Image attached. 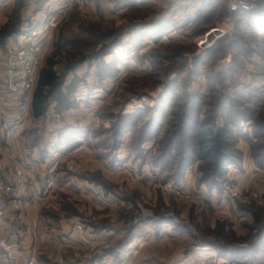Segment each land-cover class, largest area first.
I'll return each instance as SVG.
<instances>
[{
    "label": "rangeland",
    "instance_id": "374dc122",
    "mask_svg": "<svg viewBox=\"0 0 264 264\" xmlns=\"http://www.w3.org/2000/svg\"><path fill=\"white\" fill-rule=\"evenodd\" d=\"M172 4L165 0H15L0 9V32L20 29V34L0 38V92L8 51L17 47L20 36L49 25L57 16L48 26L50 46L41 66L52 60L61 77L60 100H55L50 116L69 109H78L81 118L93 113L100 124L98 133L107 132L109 137L107 149H114L116 133L126 128L120 117L127 115L126 105L133 97L149 94L156 103L144 110L153 109L161 97V112H168L153 159L160 157L177 132L173 153L165 163H87L94 156L87 144L88 152L76 169L61 167L51 178L46 175L49 163L32 169L0 163V178L16 182L15 167L29 176L19 190V210L0 196V239L5 243L0 264H136L124 258L123 247L137 226L162 221L187 229L198 246L233 248L239 256L237 264H251L245 255L264 258V175L251 183L244 178L250 162L258 167L264 153V69L260 66L264 65V17L254 24V15L237 14L233 32L201 58L196 44L206 45L201 44L206 33L220 24L223 15L184 2L173 16L169 14ZM14 18L19 21L15 27ZM165 22L164 34L156 25ZM156 30L159 33L152 41ZM77 89L89 99L81 106L75 99ZM41 126L30 117L25 120L27 145ZM154 129V121H149L134 130L131 160L136 161L144 141L157 139ZM205 129L224 130L229 141V164L213 178L215 183L203 182V169L210 160L198 158L197 142ZM0 140L3 148L5 141ZM192 160L197 163H189ZM180 163L188 165L181 178L188 169L193 171L192 188L181 183L190 196L186 201L165 186L180 183L174 182ZM238 173L243 174L239 179ZM201 190L215 193V201L204 202L198 194ZM233 192L241 199H233Z\"/></svg>",
    "mask_w": 264,
    "mask_h": 264
},
{
    "label": "crops",
    "instance_id": "0c3cea01",
    "mask_svg": "<svg viewBox=\"0 0 264 264\" xmlns=\"http://www.w3.org/2000/svg\"><path fill=\"white\" fill-rule=\"evenodd\" d=\"M14 1L15 0H0V9L12 4ZM194 4L198 6V4ZM182 6L183 2L181 1L173 3L172 6H170L169 14H173L174 16V12L177 10V7L182 10ZM202 6L207 7V5ZM180 14L182 15L183 12L181 11V13H176V15ZM184 14L187 15L188 11ZM221 14L223 15V13ZM260 16L261 17L256 16L255 19L257 20L252 17L254 24L261 21L259 18L264 17V12H261ZM174 19L175 17H172L168 20L172 21ZM156 27L158 28V31H164L165 34V31L168 30V23H160L159 25L157 24ZM158 31H153L156 34L154 33L151 35L152 37H150V40L153 41L157 38V34L159 33ZM257 34L260 33L258 32ZM218 41H221V39ZM218 41H216L213 46L208 49V51L211 50ZM150 43L151 41L148 42V44ZM117 52L114 54L119 55L120 53ZM263 56L264 55H262V57ZM260 66H263L264 69V65ZM43 68H46V66L44 65ZM52 70L59 75L57 73L55 63L52 66ZM89 73H92V71L90 70ZM90 76L91 74H88L86 75V78L89 79ZM67 78L68 77L66 76L64 79V85ZM79 90L80 89H77V92L75 93V99L77 98L76 101L79 102V105L81 106V102L86 101L88 97L84 93L82 94ZM160 100L161 97L159 98L158 104L151 110H140L131 115L125 116L120 115V117L124 119V122L126 121V128L122 131V134L116 133L118 138L115 139L117 145L115 146L114 144V149H107L109 147V137L106 135L107 132L106 134L98 133V126L100 124L97 123L93 113H86L85 116L87 117L81 118L78 109H69L62 114L50 116L49 114L53 112L52 109L54 108L56 102L53 99L42 117L35 119L30 111L28 118H31L34 125L37 124L42 126L37 132L36 137H34V139L27 145L26 143L29 137H27L26 129H24L23 125L20 128H12L9 124L8 126L6 125L7 122H11V119L16 111V104L5 94L3 90L0 92V116L3 120V127L0 126V138L2 137L5 143L3 148L0 147V152H4L5 155L2 156L1 153L0 163H5L4 167L10 166V163H19L22 167L30 166L31 169L40 163L38 166L44 167L46 159L51 154L69 151L81 142L89 145L92 154L94 153V156L92 155L93 157L90 158L87 163H107L110 161L111 163H165L170 156H167V158H161V155H159L160 157L157 158L156 156L155 159H153V156L158 149V138L160 139L164 133L168 120V112H165V109L161 112L162 105H159ZM146 112H150L151 114L144 115ZM149 121H154V126L158 129H154L155 131L153 130L154 132H157L155 133L157 139L151 137L150 139L144 141L139 147V152L136 155L137 159L134 162L131 160L134 156L130 152L129 144L131 138L133 137V132L138 127H143ZM121 126L122 125L119 127ZM24 153H26V155ZM37 153H40V157L36 156ZM111 153L113 156L109 155ZM170 153H173V151ZM243 154L246 155L245 152H243ZM189 163L197 162L192 160ZM250 163L251 166L249 165V169L245 171L244 178L246 181L251 183L255 177L257 178L264 175V164L262 167H255L253 162ZM192 172L191 168L188 169L180 181L181 183H184L185 186L191 188L193 180ZM241 175L243 174L238 173L236 176H238L239 179ZM198 194H200L204 202L209 201L212 203L216 199L215 193L211 191L201 190ZM233 210L235 211L234 207ZM164 222L165 221H162L160 224L155 226H137L135 228L134 237L127 241L121 251L123 256H125L124 258L129 261L135 260L136 264H219L222 260L239 262L237 260L239 256H237L236 252H234L236 250H233V248L229 249L222 247L221 245L211 243L198 246L197 242L194 241V236L191 235L187 229H184L179 225ZM243 258L251 261V264H264V258L256 259L257 257L255 258V255L253 257L245 255ZM127 264H129V262Z\"/></svg>",
    "mask_w": 264,
    "mask_h": 264
},
{
    "label": "built area",
    "instance_id": "2783aa9c",
    "mask_svg": "<svg viewBox=\"0 0 264 264\" xmlns=\"http://www.w3.org/2000/svg\"><path fill=\"white\" fill-rule=\"evenodd\" d=\"M169 3L176 2H192L198 5H207L210 12H221L223 18L220 24L213 29L208 30L206 38L201 44H206L201 47L196 44L197 56L204 57L208 49L213 44L223 39L225 36L233 32L234 16L237 14H250L255 17H261V12H264V0H165ZM57 16L51 18L49 22L50 27L56 22ZM262 19V18H259ZM48 24L44 27H37L27 34L18 38L17 47L11 48L4 61L3 77H4V92L16 104V111L11 119V126L13 128H20L25 120L28 118L31 111V98L33 89L35 87L39 71L41 69L43 59L46 51L50 46V33L48 32ZM203 38V36L199 37ZM212 38V39H211ZM211 39V40H210ZM156 103V97L153 95H142L133 97L124 109V114L131 115L136 111L150 108ZM88 148L86 143L81 142L69 151H62L51 154L45 163L47 165L46 175L51 178L52 175L59 172L61 167L64 170L71 171L76 169L83 161ZM15 173L18 177L16 182L12 183L7 178H0V196L10 200V207L13 210L20 209V194L19 190L27 185L29 176L22 173L19 168L15 167ZM166 188L182 200H188L189 195L184 193L181 187V182L178 185L174 183H167ZM233 199L240 200V196L233 192L231 193ZM5 243L0 239V248H4ZM225 261V260H224ZM222 264V263H219ZM223 264H237L226 260Z\"/></svg>",
    "mask_w": 264,
    "mask_h": 264
},
{
    "label": "trees",
    "instance_id": "16d2710c",
    "mask_svg": "<svg viewBox=\"0 0 264 264\" xmlns=\"http://www.w3.org/2000/svg\"><path fill=\"white\" fill-rule=\"evenodd\" d=\"M18 22V19L14 18L12 26H17ZM12 34H20V29L18 28L12 33H9L8 29L4 28L0 32V38L4 40ZM53 65L54 62L49 60L46 64V68H42L39 71L31 98V114L35 119L40 118L45 114L51 100H60L59 96H61L60 90L62 85L61 77L52 70ZM255 103H253L254 106ZM262 132H264V126L262 127ZM176 137L177 132L174 133L170 140L165 144L161 158H166L169 155ZM226 137L227 134L224 130H220L218 133H213L211 130L205 129L200 133V139L197 142L198 154L200 153L198 158L200 160H210L207 163V169H203V182L211 179L213 180V178L217 176V173L223 171L224 166L229 164V158L226 155L229 141ZM260 163L259 166L264 164V153L261 155ZM187 166V163H180L176 172V177L174 178L175 183L178 180H181ZM212 183H215V181L213 180Z\"/></svg>",
    "mask_w": 264,
    "mask_h": 264
},
{
    "label": "bare ground",
    "instance_id": "6f19581e",
    "mask_svg": "<svg viewBox=\"0 0 264 264\" xmlns=\"http://www.w3.org/2000/svg\"><path fill=\"white\" fill-rule=\"evenodd\" d=\"M227 261H228V260H227ZM220 263H222V264H223V263H226V260H225V261H224V260H222Z\"/></svg>",
    "mask_w": 264,
    "mask_h": 264
}]
</instances>
